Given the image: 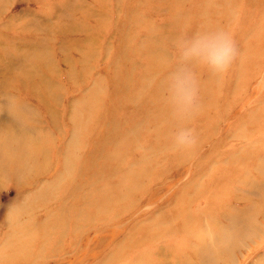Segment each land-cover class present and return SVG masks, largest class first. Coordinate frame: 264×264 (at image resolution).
Masks as SVG:
<instances>
[{
    "label": "rangeland",
    "instance_id": "1",
    "mask_svg": "<svg viewBox=\"0 0 264 264\" xmlns=\"http://www.w3.org/2000/svg\"><path fill=\"white\" fill-rule=\"evenodd\" d=\"M62 1L0 0V51L16 44L47 55L56 69L55 84L62 93L56 125L41 119V134H46L49 141L42 151L47 165L22 179L7 175L0 178V264H264V206L248 207V200L263 192L256 184L260 176L248 169L252 166L250 161L242 165L230 160L232 156L238 160L252 156L250 152L257 149L264 153V68L253 67L264 59V29L255 27L264 23V0H236L232 4L235 21L230 26L240 55L227 74L212 78L216 91L200 93V107L191 121L199 143L187 155L171 150V134L181 122L170 113L160 119L159 105L162 103L163 110L167 108L162 94H154L157 88L145 89L147 84H143L146 78L163 79L172 70L176 49L171 47L167 53L160 49L164 55L157 62L164 66L151 75L144 73L145 63L137 53L147 39L145 33L139 32L146 23L151 24V32L160 35L156 36L158 42L174 41L181 35L160 31L172 20L176 6L164 3V15H151L146 6L136 5L133 0H122L128 5H122L120 0H99L97 4L95 0H72L71 4L62 5L73 15H91L95 22H106L102 30L98 23H90L94 27L90 31L97 33L91 42L89 32L60 34L50 28L61 18L51 14ZM195 1L182 3L192 5ZM187 5L178 8L184 12ZM116 6L125 8L124 17L112 12ZM221 15H215L207 28L214 23L223 27L227 22L218 19ZM116 16L121 25L127 23L132 27L127 25L119 31ZM29 22L46 23L49 29L28 27ZM110 24L113 26L108 27ZM184 28L189 30L190 25L184 24ZM118 43L125 46L123 52L118 51ZM88 49H93L94 55ZM61 62L64 68L77 72V78L61 79ZM114 65L132 68L128 72L124 67L131 89L118 91V76L111 71ZM252 68L259 72L258 76H254ZM195 71L199 83L209 80L206 71ZM20 82L13 77L8 88L16 97L28 93L19 89ZM145 92L149 96L142 97ZM120 94L124 103L132 102L115 109ZM94 96L100 97L99 117L89 127L91 130L81 132L72 153L74 169L66 173L68 177L61 184H56L53 176L65 173L58 166L59 156L65 154L64 145L72 140L75 131L70 119L74 112L79 118L88 115L84 98ZM210 96L221 101H213ZM2 102L7 100L3 98ZM2 116L7 121L12 118V114ZM29 131L28 136L36 139L37 130ZM111 133L113 136L106 139ZM113 151L118 152L121 169L110 174L104 168L103 178L99 174L104 166L98 161L99 155L110 158ZM255 158L252 168L256 169L259 156ZM142 171L141 176L134 178L136 182L128 177V186L125 184L126 176ZM117 174L118 179H123L117 180ZM65 181L70 196L65 193ZM182 190L187 192L184 197L188 199L182 198ZM104 194L106 197L101 199ZM235 209L242 212L241 219H236L238 232L248 237L236 239L233 244L225 242L232 244L228 247L232 258L225 261L214 233H228L227 221L237 215ZM8 233L15 234L14 245ZM235 235L233 231L231 237ZM202 237L212 254L205 262H195L192 248L198 246Z\"/></svg>",
    "mask_w": 264,
    "mask_h": 264
},
{
    "label": "bare ground",
    "instance_id": "2",
    "mask_svg": "<svg viewBox=\"0 0 264 264\" xmlns=\"http://www.w3.org/2000/svg\"><path fill=\"white\" fill-rule=\"evenodd\" d=\"M99 0H95L96 4ZM122 1V0H120ZM124 1V0H123ZM121 2L122 5H128V3L131 0H128V3ZM136 1L134 4H142L147 7V13L151 15H158L163 14L166 6L164 3H168L171 6H176V11L173 12L172 20L169 22L168 25H163L162 29L160 31L164 32L163 29L167 33H171L172 36L178 34H191L192 28H196L194 32L207 29V26L211 24L212 18L215 19V15L222 14L221 16H218V19H221V21L227 22L223 27L219 25V23H214V26H211L210 28H226L227 30L231 31L230 24L235 21L234 12L231 10L232 4H234L236 0H196L192 5H187L186 3H182L183 0H133ZM131 1V2H133ZM239 1V0H238ZM243 1V0H242ZM73 2L72 0H63L62 3H57L56 11L53 12L51 15L55 16V18H61L56 24H52L50 28L55 29V31H58L60 34H66V32L71 33H77L78 35H85L86 33H90L88 37L92 38L91 42H93V39L95 36H97L96 32L94 30L91 32L94 27L90 23L97 24L100 26L99 30H102L103 25H107L105 21H97L95 22L93 19H91V15H88V18L84 16L83 14H77L73 15L71 10L67 11L68 9H62V5L71 4ZM104 3V2H102ZM150 3H155V6H151ZM149 4V6H148ZM187 5L186 11H182L178 8L180 5ZM107 8V7H104ZM222 10V11H221ZM169 11H172V8L169 9ZM112 12L114 14H122L124 17L125 8H121L116 6V8L112 9ZM158 13V14H157ZM185 13V14H183ZM66 14V17H64ZM114 14L110 16V19L114 18ZM177 14V15H175ZM180 18H177V17ZM126 18V17H125ZM87 20V23H84V21ZM119 18L116 16V23L117 28L119 31L121 29H124L125 26L128 25L132 27L131 24L124 23L123 25L120 24ZM102 22V23H101ZM217 22V21H215ZM30 23V22H29ZM187 24L190 25L189 30L184 28ZM263 21L259 22V24H255V27H262L264 29ZM46 23H37L32 25V23L28 24V27H41L45 30L49 29V26H46ZM112 27L113 25L110 24L108 27ZM115 28V27H113ZM151 24L146 23L143 25V28L139 31L140 33H145L147 35V39L142 42V46H139L140 49L137 50L138 55H140V58H142V61L145 63L144 73L147 74H154L155 71H158L162 66H164L163 63H158L157 60L161 55H164V50H162V54L159 52L160 49H165V53L169 52V49L171 47H174V41L171 39H166L163 42L156 41V36H160L159 34H156L154 32H151ZM116 32V28L114 29V33ZM161 32V36L164 34ZM80 39L84 40L83 37L80 36ZM36 44L38 43L35 42ZM66 44H69V42H65ZM89 44V43H88ZM128 45V40L125 43V46ZM125 46H122L118 43V48H120L118 51L123 52L126 48ZM158 46V47H156ZM156 47V48H155ZM128 49H131V47ZM28 51V52H23ZM89 52H91V56L94 55L95 51L93 49H88ZM132 53V52H130ZM50 58L47 55L39 54L36 50H31L29 48H24L22 45L17 46L16 44L13 45L8 50H2L0 51V116L3 114H12V118L9 119V121L4 120L2 116L0 119V178H4L6 175L11 177H20L21 179L25 176L32 173V171H37V169H40L43 166L47 165L45 154L43 151L44 145L49 143L47 140L48 136L46 134H41L43 129V121L42 120H50L51 125H56V121H54L57 118L56 109L59 108L62 98L61 89L58 88V86L55 84L57 80V72L55 67L50 63ZM175 63V61H174ZM257 63V62H256ZM252 64L254 68L257 70L264 68V59L258 61L256 64ZM175 65H173L174 68ZM60 67L62 68L63 72L61 74V79L68 78V79H74L77 78L76 74L77 72H73L71 68H64V64L61 62ZM66 67V66H65ZM128 69V72L132 70L131 67L125 66V65H114L111 68V71L114 75L118 76V78L115 80V86L117 87L118 91L123 92L124 90L127 91L128 89H131V86H128V73L126 72V69ZM130 68V69H129ZM172 68V69H173ZM252 68L253 73H256L254 76H258L259 72L256 71V69ZM83 71V70H82ZM106 71L110 73V67L106 68ZM258 72V73H257ZM13 77H16L17 79H20L19 83V89L24 88L25 91L28 93L18 95L17 97L13 95L12 89H8L9 85L11 84V80ZM213 77L209 75V80L205 81L203 83H199L200 87V93L202 94H209L211 91H216L215 85L213 82ZM139 80V78H138ZM149 79L146 78L143 81V84H147V81ZM127 81V85H126ZM138 82V81H136ZM207 85V88L205 89ZM122 86V87H121ZM121 87V88H120ZM120 88V89H119ZM147 86L145 87V89ZM159 90V88H157ZM155 90L154 94H159L160 91ZM131 95V94H128ZM127 95V96H128ZM122 94H120V97L118 101L116 102L117 105L121 106H128V102L132 101H123L124 99H121ZM126 96V97H127ZM149 96V93L145 92L142 97ZM5 98L7 102H2V99ZM125 98V96H124ZM141 98V97H139ZM138 98V99H139ZM213 101H221L220 99L213 98V96L209 97ZM32 99V100H30ZM100 99V97L94 98H84L87 114L84 118H79V115H77L76 112H74V115L72 116V119H70L72 122L73 127L75 128L73 138L70 142H68L67 145H64L65 148V154L63 156H59V162L58 166L65 169V173L61 175H54L53 179L55 180L56 184H61L62 180L66 179L68 176L67 174H70V171L74 169V162H71L72 159V153L76 150V143L78 141V137L80 136L81 132L83 133L85 130L89 129V127L92 126V123L96 118L99 117V114L97 112V101ZM143 101L145 98H141ZM223 100V99H222ZM160 109V115L159 118L163 119L167 118L169 115L168 109L162 108V103L159 105ZM38 113V114H37ZM42 119V120H41ZM6 122V123H2ZM37 130V133L35 129ZM35 131L36 139H32L28 136L30 133L29 130ZM91 134V131L89 132ZM113 133L111 135H106L105 138L112 137ZM88 139L86 136L84 141ZM47 140V141H46ZM111 140V139H109ZM39 146L41 148H39ZM258 151V152H257ZM254 152V154H253ZM252 156L249 157H242V160H238L237 156H232L230 158L231 161L234 160V162H241L242 165L250 164L251 167H248V169H251L250 171H255V173L258 172L260 178L259 181L256 182L260 186V188L263 189V192L260 193V196L257 198L249 199L248 202L250 206L248 207H256L264 206V163H261L263 159L264 153H260L259 149L253 150ZM69 154V156H68ZM238 155V153H236ZM259 156L258 164L256 165V169L252 168L254 163H256L255 156ZM113 156V157H112ZM118 152L113 151L110 155V158H106L103 156V154L99 155L100 162L103 163V168L99 172V174L104 178V168H108V172L111 174L120 171L121 165L117 161ZM248 156V155H247ZM262 156V157H260ZM243 168V166H242ZM143 170V169H142ZM145 172V171H144ZM67 173V174H66ZM143 173H135L130 174L129 176H126L124 181L125 184L128 186V177L130 179H134L138 176H141ZM145 174V173H144ZM111 175L110 177H112ZM145 177V175H144ZM117 180L118 174H117ZM137 179H134L133 182H136ZM66 182V181H65ZM132 182V181H131ZM253 185V184H252ZM67 182L65 184V193L66 195H69L70 190L66 188ZM133 190V189H132ZM222 192V191H221ZM226 192V191H224ZM222 192L221 194H223ZM180 194L183 196L182 198L187 195V192L185 190L180 191ZM70 196V195H69ZM73 196V195H72ZM106 195H102L101 199H104ZM123 196H118L117 198H123ZM181 202H183V199H181ZM67 207V204H64V208ZM235 212L237 213L234 217H229L227 221L228 226V233L224 234L225 231L222 232H216L214 233L215 237H217L220 241V253H222V256L226 257L225 261L231 260L229 258V250L228 247L231 246L234 241L237 240H244L248 236L245 234H240L238 232V221L236 219H241L242 212L240 210L235 209ZM180 213V212H179ZM19 218L13 220L12 223H15L18 221ZM233 231H235L236 235L231 237L233 234ZM46 235V234H45ZM250 236V234H248ZM8 239L10 240V243L13 242V239L15 238V234L8 233ZM201 242L198 244V246H194L192 248L193 253L192 257L195 262H205L208 258V256L212 253H209L211 250L207 247L206 243L204 242L206 240L205 237L200 238ZM232 243L231 245H226L225 242ZM14 245V243H12ZM217 252V251H215ZM213 252V253H215Z\"/></svg>",
    "mask_w": 264,
    "mask_h": 264
},
{
    "label": "clouds",
    "instance_id": "3",
    "mask_svg": "<svg viewBox=\"0 0 264 264\" xmlns=\"http://www.w3.org/2000/svg\"><path fill=\"white\" fill-rule=\"evenodd\" d=\"M175 66L163 79L152 77L147 88H159L169 113L181 122L171 134V150L177 155H187L199 143L197 129L191 121L199 110L200 87L196 69L212 77L227 74L240 55L234 34L226 28H207L182 34L174 41Z\"/></svg>",
    "mask_w": 264,
    "mask_h": 264
}]
</instances>
